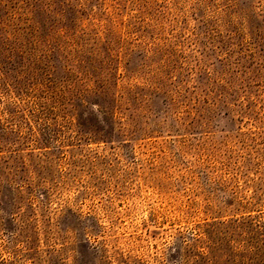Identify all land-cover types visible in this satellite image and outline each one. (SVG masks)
Instances as JSON below:
<instances>
[{"label": "rangeland", "instance_id": "obj_1", "mask_svg": "<svg viewBox=\"0 0 264 264\" xmlns=\"http://www.w3.org/2000/svg\"><path fill=\"white\" fill-rule=\"evenodd\" d=\"M0 140V264H264V0H0Z\"/></svg>", "mask_w": 264, "mask_h": 264}, {"label": "trees", "instance_id": "obj_2", "mask_svg": "<svg viewBox=\"0 0 264 264\" xmlns=\"http://www.w3.org/2000/svg\"><path fill=\"white\" fill-rule=\"evenodd\" d=\"M108 107V106H107ZM110 109V108H109ZM0 142H2V140H0ZM198 240H199V238H198ZM256 249V248H255ZM257 249L259 250V251H263L264 252V245H263V247H257ZM257 251V250H256ZM210 251L207 253V256L206 257H208L209 259H211L210 257H211V255H210Z\"/></svg>", "mask_w": 264, "mask_h": 264}]
</instances>
